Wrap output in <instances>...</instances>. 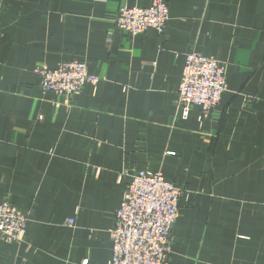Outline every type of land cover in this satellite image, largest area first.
<instances>
[{
	"label": "crops",
	"instance_id": "obj_1",
	"mask_svg": "<svg viewBox=\"0 0 264 264\" xmlns=\"http://www.w3.org/2000/svg\"><path fill=\"white\" fill-rule=\"evenodd\" d=\"M124 4L150 0H0V202L29 217L0 264H108L127 169L188 190L168 264H264V0H170L138 36L115 27ZM191 51L227 64L204 119L177 104ZM63 60L100 81L44 91L34 69Z\"/></svg>",
	"mask_w": 264,
	"mask_h": 264
},
{
	"label": "built area",
	"instance_id": "obj_2",
	"mask_svg": "<svg viewBox=\"0 0 264 264\" xmlns=\"http://www.w3.org/2000/svg\"><path fill=\"white\" fill-rule=\"evenodd\" d=\"M170 20V0H150L146 7L122 5L115 27L133 36L149 29L162 33ZM44 91L62 96L79 94L85 84H97L99 76L90 73L80 60H63L56 67H36ZM227 64L216 57L196 51L186 55L178 87L177 104L186 116L192 106L202 109L206 118L228 90ZM130 181L116 210L110 230L113 243L108 264H168L171 256L172 229L180 216L181 200L188 190L165 178L163 172L148 169L125 170ZM75 218L66 225L75 226ZM29 217L9 200L0 202V238L7 242L26 239ZM81 264H89V258Z\"/></svg>",
	"mask_w": 264,
	"mask_h": 264
}]
</instances>
